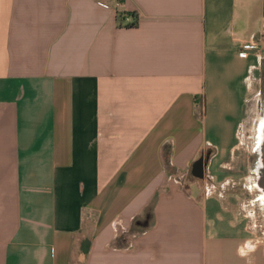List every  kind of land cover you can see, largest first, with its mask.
I'll return each instance as SVG.
<instances>
[{
    "label": "crops",
    "instance_id": "crops-1",
    "mask_svg": "<svg viewBox=\"0 0 264 264\" xmlns=\"http://www.w3.org/2000/svg\"><path fill=\"white\" fill-rule=\"evenodd\" d=\"M263 63L264 0H0V264H264Z\"/></svg>",
    "mask_w": 264,
    "mask_h": 264
},
{
    "label": "rangeland",
    "instance_id": "rangeland-1",
    "mask_svg": "<svg viewBox=\"0 0 264 264\" xmlns=\"http://www.w3.org/2000/svg\"><path fill=\"white\" fill-rule=\"evenodd\" d=\"M257 96L253 101H251L249 105L250 111V123L247 125L245 129L244 137L248 143V146L252 150L253 156L251 157L255 171L257 173V168L259 166V147L258 144L260 142V133H259V125L264 124V63L262 68V74L259 86L257 88ZM255 161V162H254ZM255 175H253L254 177ZM255 179V177H254ZM262 189V188H261ZM263 191V190H262ZM264 194V193H263Z\"/></svg>",
    "mask_w": 264,
    "mask_h": 264
},
{
    "label": "flooded vegetation",
    "instance_id": "flooded-vegetation-1",
    "mask_svg": "<svg viewBox=\"0 0 264 264\" xmlns=\"http://www.w3.org/2000/svg\"><path fill=\"white\" fill-rule=\"evenodd\" d=\"M259 133H260V142H259V144H258V147H259V165L260 166H258V170H256L257 171V173L259 174V175H261L262 173V171L264 172V124L262 123V124H260L259 125ZM199 168V164H197L196 166H195V172L197 171V169Z\"/></svg>",
    "mask_w": 264,
    "mask_h": 264
},
{
    "label": "built area",
    "instance_id": "built-area-1",
    "mask_svg": "<svg viewBox=\"0 0 264 264\" xmlns=\"http://www.w3.org/2000/svg\"><path fill=\"white\" fill-rule=\"evenodd\" d=\"M120 6V3L118 1L113 2V8L116 10ZM124 20L131 23L133 22V19L130 16H124Z\"/></svg>",
    "mask_w": 264,
    "mask_h": 264
},
{
    "label": "water",
    "instance_id": "water-1",
    "mask_svg": "<svg viewBox=\"0 0 264 264\" xmlns=\"http://www.w3.org/2000/svg\"><path fill=\"white\" fill-rule=\"evenodd\" d=\"M259 184L264 190V175H263V178L259 181Z\"/></svg>",
    "mask_w": 264,
    "mask_h": 264
},
{
    "label": "bare ground",
    "instance_id": "bare-ground-1",
    "mask_svg": "<svg viewBox=\"0 0 264 264\" xmlns=\"http://www.w3.org/2000/svg\"><path fill=\"white\" fill-rule=\"evenodd\" d=\"M261 173H262L261 175H259L258 173H256V176L261 177L260 180L263 178V175H264V172L263 171Z\"/></svg>",
    "mask_w": 264,
    "mask_h": 264
}]
</instances>
